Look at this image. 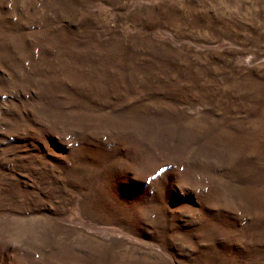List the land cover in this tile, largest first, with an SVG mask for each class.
<instances>
[{"label":"rangeland","instance_id":"1","mask_svg":"<svg viewBox=\"0 0 264 264\" xmlns=\"http://www.w3.org/2000/svg\"><path fill=\"white\" fill-rule=\"evenodd\" d=\"M0 264H264V0H0Z\"/></svg>","mask_w":264,"mask_h":264}]
</instances>
